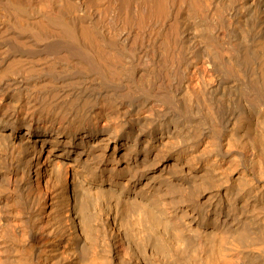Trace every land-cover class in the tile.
I'll use <instances>...</instances> for the list:
<instances>
[{
    "label": "bare ground",
    "instance_id": "6f19581e",
    "mask_svg": "<svg viewBox=\"0 0 264 264\" xmlns=\"http://www.w3.org/2000/svg\"><path fill=\"white\" fill-rule=\"evenodd\" d=\"M0 264H264V0H0Z\"/></svg>",
    "mask_w": 264,
    "mask_h": 264
}]
</instances>
